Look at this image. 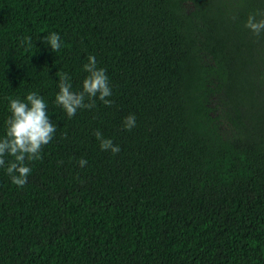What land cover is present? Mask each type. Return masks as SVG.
<instances>
[{
	"label": "trees",
	"instance_id": "obj_1",
	"mask_svg": "<svg viewBox=\"0 0 264 264\" xmlns=\"http://www.w3.org/2000/svg\"><path fill=\"white\" fill-rule=\"evenodd\" d=\"M250 14L264 19V0H0V133L7 97L29 90L57 125L23 187L0 169V264H264V31ZM90 54L112 103L69 118L58 78L79 90Z\"/></svg>",
	"mask_w": 264,
	"mask_h": 264
},
{
	"label": "clouds",
	"instance_id": "obj_2",
	"mask_svg": "<svg viewBox=\"0 0 264 264\" xmlns=\"http://www.w3.org/2000/svg\"><path fill=\"white\" fill-rule=\"evenodd\" d=\"M245 26L254 33H260L264 31V19H257L250 14ZM40 39L53 52L59 51L64 43L57 31H49ZM82 67L86 75L79 90H74L67 72L61 73L58 78V91L53 103L69 118L76 115L78 110L94 108L97 99L107 105L112 103L108 99L112 96V86L107 69L98 66L95 56L91 54ZM7 101L8 115L3 124V132L0 133V169L6 172L14 185L23 187L31 172L28 162L40 158L43 147L53 139L57 125L50 118L48 101L35 90H29L23 96H9ZM136 119L135 113L123 117V128H134ZM94 135L101 150L113 154L120 151V146L112 138L103 136L98 130ZM86 163V159L79 160L81 167Z\"/></svg>",
	"mask_w": 264,
	"mask_h": 264
}]
</instances>
